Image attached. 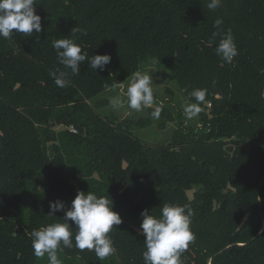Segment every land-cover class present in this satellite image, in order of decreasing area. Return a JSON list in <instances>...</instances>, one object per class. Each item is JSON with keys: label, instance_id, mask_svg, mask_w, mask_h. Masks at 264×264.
I'll list each match as a JSON object with an SVG mask.
<instances>
[{"label": "trees", "instance_id": "16d2710c", "mask_svg": "<svg viewBox=\"0 0 264 264\" xmlns=\"http://www.w3.org/2000/svg\"><path fill=\"white\" fill-rule=\"evenodd\" d=\"M207 2L35 0L42 31L0 38V264H48L33 255L31 232L62 222V212L47 216L49 203L70 207L78 191L108 195L123 222L109 234L114 255L65 248L63 264H144L140 213L159 216L164 203L194 212L180 264H264V0H222L215 11ZM76 27L87 35H70ZM227 32L239 53L231 63L214 51ZM62 38L111 62L95 72L86 60L73 75L52 47ZM153 57L187 100L208 89L193 125L159 104L160 128L177 124L169 144L134 134L152 124L154 107L139 120L100 113L109 104L100 96ZM57 68L70 86H56Z\"/></svg>", "mask_w": 264, "mask_h": 264}, {"label": "clouds", "instance_id": "9594fccd", "mask_svg": "<svg viewBox=\"0 0 264 264\" xmlns=\"http://www.w3.org/2000/svg\"><path fill=\"white\" fill-rule=\"evenodd\" d=\"M222 0H210L206 7L215 11L221 7ZM223 24L221 18L216 19L213 27L220 29ZM42 31L41 16L36 14L35 0H0V38L9 39L13 33L31 36ZM79 32L86 36L87 32L78 27L72 29L75 36ZM220 35L213 32L212 38ZM211 43V40H210ZM52 47L55 49L58 63L65 69H70L73 75L80 73V65L87 60L88 68L96 72L103 71L111 62L110 55H91L74 42L73 39L62 38L54 40ZM215 54L225 63H231L239 54L234 38L230 32L225 33L219 44L214 49ZM160 61L153 57L149 68H155ZM49 76L59 88L70 86L67 79L68 73L59 68L49 71ZM153 73L148 70L136 71L130 80L119 83L125 99L120 95L111 97L110 105L116 109L126 103L129 110L140 112L144 108L154 107L150 112L153 119H160L163 108L156 105L153 92ZM208 89H194L188 93V100L182 105V110L187 120H193L203 111L202 104H207ZM195 102H191V101ZM62 212V222L49 224L39 230L31 232V247L33 255L42 259L47 255L48 264H63L58 258V251L65 248H75L79 252L88 250L94 252L98 260H105L114 255L116 249L109 235L116 226L122 224L119 213L113 210V201L108 195L98 196L92 191L87 193L78 191L70 207L64 202L56 200L49 203L47 216H55ZM193 209L188 205L164 203L160 206V215L154 216L148 209L140 213L141 224L139 235L144 236L145 251L142 253L144 264H180V255L194 242L195 235L191 231ZM75 229V232H73Z\"/></svg>", "mask_w": 264, "mask_h": 264}, {"label": "rangeland", "instance_id": "374dc122", "mask_svg": "<svg viewBox=\"0 0 264 264\" xmlns=\"http://www.w3.org/2000/svg\"><path fill=\"white\" fill-rule=\"evenodd\" d=\"M151 63V61H150ZM148 63L145 67L143 66L140 71L148 70L150 74L153 73V92H154V101L156 105L163 104L169 107H172L174 111H180L183 113L182 105L186 102V98L183 96L179 86L170 79L171 73L167 67L159 66L158 64L155 68H149ZM127 82L125 83V85ZM126 91V87L121 89L119 86L108 90L106 93L102 94L100 98L110 100L111 97L120 95L121 100L123 101L125 97L123 92ZM148 108V107H147ZM144 108L140 112H135L134 110H129L126 103L121 108L114 109L110 103L107 107L100 110V113L103 115L113 114L119 117L120 120L131 119L139 120L145 118L148 115V109ZM184 115V114H183ZM198 117L193 120H186L188 125H193L198 122ZM160 121L157 119L152 120V124L144 128L134 129V134L141 139L144 143L149 145L157 144H169L174 129L177 124H169L165 129L160 128ZM62 128H59V130ZM189 196H192V192L188 193Z\"/></svg>", "mask_w": 264, "mask_h": 264}, {"label": "water", "instance_id": "95a60500", "mask_svg": "<svg viewBox=\"0 0 264 264\" xmlns=\"http://www.w3.org/2000/svg\"><path fill=\"white\" fill-rule=\"evenodd\" d=\"M48 151H49L50 158L53 159L54 158V146L50 145L48 147ZM229 151H233V147H230ZM214 171H215V169H214ZM225 207H226V202H224L222 204V209H225ZM181 264H184V260L181 261Z\"/></svg>", "mask_w": 264, "mask_h": 264}, {"label": "built area", "instance_id": "2783aa9c", "mask_svg": "<svg viewBox=\"0 0 264 264\" xmlns=\"http://www.w3.org/2000/svg\"><path fill=\"white\" fill-rule=\"evenodd\" d=\"M209 106H211V105H209ZM72 131L75 132V130H73V129H72Z\"/></svg>", "mask_w": 264, "mask_h": 264}]
</instances>
